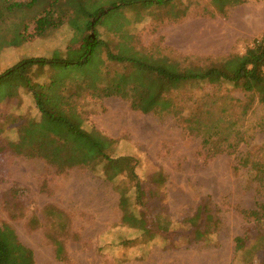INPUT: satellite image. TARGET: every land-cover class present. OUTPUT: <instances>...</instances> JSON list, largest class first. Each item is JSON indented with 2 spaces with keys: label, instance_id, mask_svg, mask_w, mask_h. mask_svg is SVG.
Segmentation results:
<instances>
[{
  "label": "rangeland",
  "instance_id": "374dc122",
  "mask_svg": "<svg viewBox=\"0 0 264 264\" xmlns=\"http://www.w3.org/2000/svg\"><path fill=\"white\" fill-rule=\"evenodd\" d=\"M128 1L93 0L88 10L95 9L94 5L106 8L103 24L129 29L138 51L165 57L183 69L207 67L231 55H244L255 40L264 37V0H250L224 14L215 10L212 0H176L172 7L141 3L117 10L113 7ZM72 38L74 44L78 38L63 29L31 45L12 48L9 43L0 63L6 69L16 60H58L65 56L66 44ZM110 69L125 70L121 65ZM64 87L61 81L56 84L50 94L52 101L60 102ZM225 89L230 88L225 87L221 95L229 94L242 103L250 98L240 90ZM218 91L207 83L185 85L173 99L176 104L190 106L203 95ZM14 103L17 109L21 107L19 114L35 116L29 96ZM79 110L85 129H98L118 141L119 155L137 160L136 171L147 193L151 189L146 181L151 174L165 177L163 186L155 188L157 197L148 208L151 217H167L173 230L168 240H148L124 227L119 193L97 171L74 168L59 172L44 160L0 152V224H8L19 241L33 251L35 264H264V242L258 241L257 251L251 253L258 230L243 213L264 204V181L259 182L250 167L264 147V107L255 104L243 119L246 142L237 152L216 157H209L201 140L187 133L173 115L143 114L117 97H86ZM3 111L0 108V113ZM18 122L6 123V138L14 139L10 128ZM203 201L210 203L219 224L208 243L187 241L181 238L182 221L192 217ZM56 210L68 216L64 232L54 229L52 211ZM237 237L250 238L240 253H236ZM53 240L62 243L63 260L57 259Z\"/></svg>",
  "mask_w": 264,
  "mask_h": 264
},
{
  "label": "trees",
  "instance_id": "16d2710c",
  "mask_svg": "<svg viewBox=\"0 0 264 264\" xmlns=\"http://www.w3.org/2000/svg\"><path fill=\"white\" fill-rule=\"evenodd\" d=\"M174 1L131 0L113 7L117 10L137 3L147 7H172ZM248 1L212 0V3L217 12L224 14ZM92 3L93 0H0V59L9 43L12 48L31 45L39 39L48 40L63 29L78 38L74 44L73 38L66 44V54L58 60H16L6 69L1 61L0 108L4 111L0 113V152L44 160L59 172L74 168L97 171L119 193L124 227L148 240L158 237L168 240L172 223L160 214L151 217L148 208L157 197L155 188L163 186L165 177L161 173L151 174L146 181L151 189L147 193L136 171L137 160L119 155L118 141L98 129L83 127L81 100L117 97L143 114L173 115L187 133L201 140L209 157L233 155L246 142L243 119L255 104L264 107V37L255 40L244 55H231L207 67L183 69L165 57L138 51L129 29L115 23L112 27L103 24L101 18L106 8L94 5L95 9L89 11ZM3 43L6 44L2 46ZM70 54L74 58L71 59ZM114 65H121L125 70L112 71L110 68ZM77 73L81 75L76 77ZM59 81L65 83V87L57 103L50 94ZM202 83L215 86L219 91L203 95L190 106L175 103L173 95L183 86ZM225 87L230 88L225 89L226 92L240 90L250 98L242 103L229 94L221 95ZM23 96L30 97L35 116L19 114L21 107L17 109L14 102ZM17 119L20 122L10 128L14 134V139L10 140L4 136L6 123ZM250 167L263 183V146ZM52 213L56 217L54 229L64 232L68 216L58 210ZM243 213L254 221L258 230L255 247L251 250L254 253L258 249L257 242H264V204ZM218 224L219 218L210 203L203 201L192 217L182 221L181 238L208 243ZM249 241L250 238L237 237L236 253L244 251ZM53 242L57 259L63 260L62 243ZM0 264H35L33 251L19 241L16 232L6 223L0 224Z\"/></svg>",
  "mask_w": 264,
  "mask_h": 264
}]
</instances>
